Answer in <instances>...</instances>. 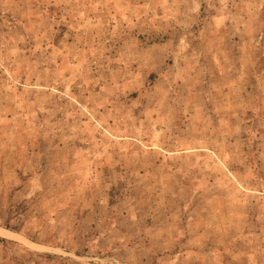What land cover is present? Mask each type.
<instances>
[{
	"label": "rangeland",
	"instance_id": "1",
	"mask_svg": "<svg viewBox=\"0 0 264 264\" xmlns=\"http://www.w3.org/2000/svg\"><path fill=\"white\" fill-rule=\"evenodd\" d=\"M0 264H264V0H0Z\"/></svg>",
	"mask_w": 264,
	"mask_h": 264
}]
</instances>
